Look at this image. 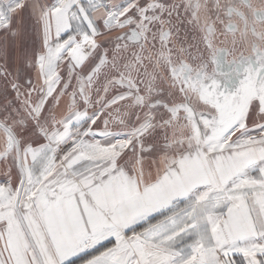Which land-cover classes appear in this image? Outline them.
Wrapping results in <instances>:
<instances>
[{"label": "snow or ice", "instance_id": "obj_1", "mask_svg": "<svg viewBox=\"0 0 264 264\" xmlns=\"http://www.w3.org/2000/svg\"><path fill=\"white\" fill-rule=\"evenodd\" d=\"M0 264H264V0H0Z\"/></svg>", "mask_w": 264, "mask_h": 264}]
</instances>
